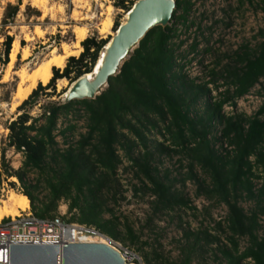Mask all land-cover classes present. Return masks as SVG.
Wrapping results in <instances>:
<instances>
[{
  "label": "trees",
  "instance_id": "1",
  "mask_svg": "<svg viewBox=\"0 0 264 264\" xmlns=\"http://www.w3.org/2000/svg\"><path fill=\"white\" fill-rule=\"evenodd\" d=\"M127 1L113 0V6L122 8ZM191 4V0H175L169 22L181 9L177 20L185 24ZM6 11L5 23L15 17L18 6L8 5ZM261 12L264 16V7ZM117 28L115 23V31ZM176 37V29L171 26L150 29L117 75L108 78L100 95L67 104L51 101L66 91L56 94L55 81L67 79L71 84L91 73L109 41L83 40L80 55L69 57L62 70L53 68L48 84H38L16 108L0 149V181L15 178L20 194L27 198L38 219L52 218L63 201L70 214L65 221L94 227L112 241L130 245L136 237L129 227L125 237L118 233L119 220L104 200L109 197L117 202L119 168L125 163L123 171L131 170L135 182L132 194L149 196L154 213L191 208L182 189L186 181H192L196 198L225 207L224 227L220 221L215 227L223 232L224 243L206 229L184 231L187 242L181 248L180 264H191L203 241L216 245L219 264H247V259L252 264H264V234H260V219L264 218V29L257 33L260 41L255 48L244 45L232 54L230 63L218 73L210 71V79L202 83L182 73L175 53L182 43L174 45ZM11 43L12 38L6 36L0 60L3 65L8 62ZM196 46L194 42L190 51ZM219 80L223 81L221 89ZM258 84L261 103L256 111L252 115L236 112L235 102ZM41 99L45 101L40 103ZM37 105L41 112L35 117L30 111ZM228 106L231 112L226 113L224 108ZM80 113L85 114V131L68 142L67 135L76 131L75 123L68 118L79 117ZM8 150L22 157L17 170L7 163ZM162 156L181 158L180 169L184 162L185 175L177 179L163 173L158 162ZM197 170L204 178L197 175ZM31 171L45 174L42 182L47 197L39 208L34 205L33 192L40 180L28 183L26 176ZM257 181H261L259 187ZM246 201L253 205L248 212L241 206ZM241 239L246 240L242 248ZM145 264H149L146 259Z\"/></svg>",
  "mask_w": 264,
  "mask_h": 264
},
{
  "label": "rangeland",
  "instance_id": "2",
  "mask_svg": "<svg viewBox=\"0 0 264 264\" xmlns=\"http://www.w3.org/2000/svg\"><path fill=\"white\" fill-rule=\"evenodd\" d=\"M107 1L0 0V60L3 59V42L6 36L12 38L8 62L13 45L17 46L12 72L6 73L8 62L5 65L0 62V149L8 134L6 126L15 117L16 108L19 106V104L14 106L12 100L17 85H20L19 72L25 70V74L29 73L37 64L52 54H61L63 46L71 47L74 41L73 31L76 27L87 28L88 34L84 40L87 38H95L98 41L109 40L115 33V23L118 26L122 24L125 14L137 0H128L122 8H115L113 0ZM191 3L185 24L177 20V17L182 14L181 9H178L175 12V18L166 26L176 29L177 37L172 43L174 45L182 43L175 50L177 63L183 66L182 73L188 79L202 83L210 79V71L218 73L226 63H230V57H233L234 52L240 51L244 45L253 49L259 43L260 38L257 37V33L264 29V16L261 12L264 0H243L242 4L239 0H191ZM8 5L18 6V11L10 22L5 23L3 19L7 14ZM107 7H111L113 12L110 16L112 25L107 33H100L99 26ZM194 42L197 46L190 51V46ZM21 50L28 53L27 60H21ZM73 51H77V54L73 56L77 58L82 48ZM63 68L64 66L59 70ZM222 82V80L217 82L220 89ZM261 83H264V80ZM69 85L67 79L56 80L54 83L56 94L67 90ZM260 85H256L248 95L235 102L236 112L252 115L256 111L261 103ZM209 88L214 95L213 86L209 85ZM61 100L62 95L51 98L53 102H61ZM44 101L41 99L40 103ZM40 112L37 105L30 111V114L36 117ZM224 112H231L230 107H225ZM68 120L75 123L76 129L75 134L67 135L68 142H70L72 141L70 138L74 139L78 133H84L86 118L85 114L80 113L79 117H69ZM57 141L60 147H63L60 138H57ZM118 153L121 154L120 151ZM6 159L12 170H17L22 162L21 155L14 153L13 150L6 151ZM180 159L176 156L159 157L161 171L167 172L171 178L179 179L180 176L185 175L186 171L184 162H182L183 168L180 169ZM125 165L124 163L117 172L119 180L117 202H112L109 197H105L104 200L108 203L107 208L111 209L113 215L119 220L118 233L125 237L126 227H129L133 236L136 237L132 245L128 242L124 244L110 239L119 251L124 249L130 253L129 258L126 259L127 263L145 264L146 259L149 264H180L183 259L181 248L187 242L182 236L184 231L196 232L206 229L210 235H218L224 243L223 232L215 229L218 221L224 227L223 220L226 214L224 206L208 205L203 199L196 198L194 183L186 181L182 190L190 200L191 208L171 213H154L150 205L152 199L149 196H142L140 193L132 194L131 185L135 183L132 179L133 173L131 170L124 172ZM196 173L200 178H204L200 171L197 170ZM26 177L28 183H36L40 180L39 188L33 192L34 205L39 208L47 197V190L42 182L45 174L31 171ZM260 182H255L256 187H259ZM9 183H14V186H10ZM20 191L21 188L15 178H9L6 181L1 179L0 202L5 201L11 192L20 194ZM241 206L246 212L253 207L248 201L242 202ZM28 210L32 212L30 204ZM57 215L68 221L70 214L67 212V203L63 201L59 203L54 216ZM104 217L108 218V215ZM260 225L262 235L264 234V218L260 219ZM245 245L246 240L241 239L240 247H245ZM215 246L206 244L204 241L200 243L194 252L191 264H219L215 258V256L218 257Z\"/></svg>",
  "mask_w": 264,
  "mask_h": 264
},
{
  "label": "water",
  "instance_id": "3",
  "mask_svg": "<svg viewBox=\"0 0 264 264\" xmlns=\"http://www.w3.org/2000/svg\"><path fill=\"white\" fill-rule=\"evenodd\" d=\"M175 8V0H137L126 13L125 21L109 39L93 79L86 75L72 82L62 95L61 104L93 100L107 87V80L119 72L145 34L152 28L165 27ZM98 60V59H97ZM7 264H133L127 263L119 249L108 243H69L56 245L18 244L9 246Z\"/></svg>",
  "mask_w": 264,
  "mask_h": 264
},
{
  "label": "built area",
  "instance_id": "4",
  "mask_svg": "<svg viewBox=\"0 0 264 264\" xmlns=\"http://www.w3.org/2000/svg\"><path fill=\"white\" fill-rule=\"evenodd\" d=\"M101 238L105 239L106 243L115 246L108 237L102 235L94 227L67 222L60 215L38 219L28 209L23 212L19 211L15 217L0 219V264L8 263L9 246L18 244L56 245L61 248L69 243L100 242ZM120 253L127 261L130 253L124 249L120 250ZM245 262L252 264L250 259Z\"/></svg>",
  "mask_w": 264,
  "mask_h": 264
},
{
  "label": "bare ground",
  "instance_id": "5",
  "mask_svg": "<svg viewBox=\"0 0 264 264\" xmlns=\"http://www.w3.org/2000/svg\"><path fill=\"white\" fill-rule=\"evenodd\" d=\"M101 1H107V0H101ZM111 12H112L111 7H107L106 12L104 14V18L102 19V22L99 26L100 28L98 31L100 33H107L108 29L111 27L112 25L111 17H110ZM125 19H126V14L123 18V22L125 21ZM73 34H74V41L71 44V47L65 44L66 47L63 46V48L61 49L62 50L61 54H52L44 61H41L39 64H37V66L34 69H32L29 73L25 74V70L24 71L21 70L19 72L18 76L20 77V85L19 84L17 85L13 95V99L11 98L13 100L14 106L24 101L30 95L32 90L36 88L38 84L46 86L52 77V69L53 68L61 69L63 66H65L64 64L67 57L74 56L77 54V51H73V50L81 48L80 42L84 40V38L87 36L88 30L85 27H76L73 31ZM16 52H17V46L13 45L9 55V62L6 67V73L13 71L12 64L15 59ZM103 52L104 50H102L100 54ZM21 58H22L21 60H27L28 53L24 50H21ZM98 61H100L99 57L98 60L96 61V63H98L97 65H99ZM93 75L94 72L86 74L89 81L93 79ZM14 106L12 108H14ZM28 207H29V203L26 197H24L21 194L11 192L7 196L5 201L0 202V219L3 218L4 216L15 217L19 214V211L23 212L27 210ZM100 242L106 243V240L101 238Z\"/></svg>",
  "mask_w": 264,
  "mask_h": 264
}]
</instances>
